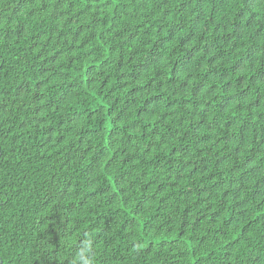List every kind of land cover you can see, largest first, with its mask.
<instances>
[{
	"label": "trees",
	"instance_id": "16d2710c",
	"mask_svg": "<svg viewBox=\"0 0 264 264\" xmlns=\"http://www.w3.org/2000/svg\"><path fill=\"white\" fill-rule=\"evenodd\" d=\"M85 261L264 264V0H0V264Z\"/></svg>",
	"mask_w": 264,
	"mask_h": 264
},
{
	"label": "clouds",
	"instance_id": "9594fccd",
	"mask_svg": "<svg viewBox=\"0 0 264 264\" xmlns=\"http://www.w3.org/2000/svg\"><path fill=\"white\" fill-rule=\"evenodd\" d=\"M88 249H85V251H87ZM81 259H83V253H81ZM85 264H90L89 261H85Z\"/></svg>",
	"mask_w": 264,
	"mask_h": 264
}]
</instances>
